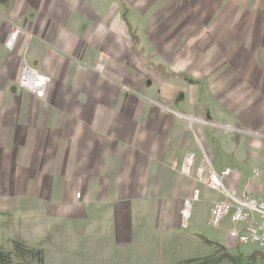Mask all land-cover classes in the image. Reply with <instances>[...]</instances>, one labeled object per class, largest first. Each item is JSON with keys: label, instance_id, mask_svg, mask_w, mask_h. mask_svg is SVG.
Returning a JSON list of instances; mask_svg holds the SVG:
<instances>
[{"label": "crops", "instance_id": "obj_1", "mask_svg": "<svg viewBox=\"0 0 264 264\" xmlns=\"http://www.w3.org/2000/svg\"><path fill=\"white\" fill-rule=\"evenodd\" d=\"M139 3L0 0V211L24 220L20 231L66 241L81 233L87 250L90 235L107 233L126 250L142 234L161 251L194 191L214 195L210 216L223 198L205 185L208 171L218 172L208 135V127L218 126L212 110L237 116L264 139V66L251 72L256 77L234 82L232 67L180 65L184 51L150 33L152 16L140 14L144 40L127 23L124 11ZM144 3L153 9V0ZM13 27L19 32L8 51ZM99 63L103 73L95 69ZM23 64L49 79L43 98L20 89ZM189 154L194 161L186 176L180 168ZM234 177L225 179L229 190L238 184ZM249 189L263 190L261 183ZM39 218L50 226H33Z\"/></svg>", "mask_w": 264, "mask_h": 264}, {"label": "rangeland", "instance_id": "obj_2", "mask_svg": "<svg viewBox=\"0 0 264 264\" xmlns=\"http://www.w3.org/2000/svg\"><path fill=\"white\" fill-rule=\"evenodd\" d=\"M140 1L143 3L138 4V10L127 7L124 11L127 23L144 40L145 27L140 14L152 16L154 27L150 33L155 37L163 34L164 40L169 38L170 49L184 51L180 65L191 70L197 66L202 69L212 66L222 72L225 67H232L234 82L256 77L257 74L251 72H257V66H264V0H153V9L148 11L144 2L150 0ZM152 61L157 63L159 58ZM205 95L204 91L203 102ZM218 112V115L214 109L211 112L212 121L218 126L208 127L216 157L215 169H231L234 178H238L237 195L245 192L249 199L263 198L264 139L257 131L239 123L237 116L233 118L224 111L225 115L221 116V109ZM221 124H229L234 129L219 127ZM258 138L263 141L260 147ZM249 139L255 142L250 144ZM254 171L259 175L255 176ZM253 183H261L263 190L250 192L249 184ZM198 197L196 202L189 200L192 206L186 227L171 222L167 232L169 243L167 248L163 245L161 251L154 244L149 245L148 237L142 234L130 249H119L115 243H110L111 235L107 233L90 235L93 238L87 250L83 249L87 243L80 239L81 233L72 234L68 241L50 233L31 236L24 229H18L25 226L24 220L20 223L18 218L0 211V264H264V249L263 256L254 257V245H234L228 238L227 230L232 226L228 218L219 227L211 225L208 209L210 200L215 199L212 192L206 190L198 193ZM32 225L49 227L50 223L39 218ZM11 226H16V231L11 230ZM53 237L55 244L50 241ZM11 238L13 240L9 241ZM49 244L51 248L46 247ZM47 253L51 257L46 256ZM42 254L45 256L40 257Z\"/></svg>", "mask_w": 264, "mask_h": 264}, {"label": "built area", "instance_id": "obj_3", "mask_svg": "<svg viewBox=\"0 0 264 264\" xmlns=\"http://www.w3.org/2000/svg\"><path fill=\"white\" fill-rule=\"evenodd\" d=\"M18 30L13 27L9 38L5 42V48L12 51L15 44V37ZM96 71L103 73L104 66L99 63L95 67ZM49 79L36 70L28 67L26 64L22 65L18 85L20 89L30 91L36 96L43 98L46 93ZM190 124L193 119L182 115ZM208 124V122H204ZM194 156L187 155L181 165V173L188 176L191 173ZM171 168L176 169L177 163L173 161ZM231 171L228 168L222 169L218 172L210 169L207 173L206 187L214 192L222 195V199L213 203L211 209L210 223L213 227H219L225 219H229L231 227L227 230L228 238L234 245H254L257 250L264 249V197L259 200H252L247 197L245 192L241 195L236 194V190H229L225 186V179L230 175ZM255 176L259 175L258 171H254ZM80 194L76 193L75 197L79 198ZM198 199V191H194L191 197L192 201ZM190 201L183 202L181 210V227H186V221L190 217Z\"/></svg>", "mask_w": 264, "mask_h": 264}, {"label": "flooded vegetation", "instance_id": "obj_4", "mask_svg": "<svg viewBox=\"0 0 264 264\" xmlns=\"http://www.w3.org/2000/svg\"><path fill=\"white\" fill-rule=\"evenodd\" d=\"M258 256H263L262 251H259L256 249L255 253H254V257H258Z\"/></svg>", "mask_w": 264, "mask_h": 264}]
</instances>
